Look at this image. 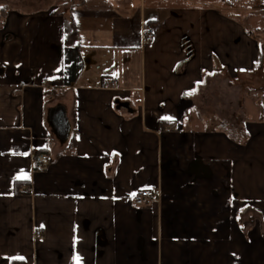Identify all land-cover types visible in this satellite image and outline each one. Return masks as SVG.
<instances>
[{"label": "crops", "instance_id": "obj_1", "mask_svg": "<svg viewBox=\"0 0 264 264\" xmlns=\"http://www.w3.org/2000/svg\"><path fill=\"white\" fill-rule=\"evenodd\" d=\"M241 1L0 0V264H264V109L194 104L258 106L264 0Z\"/></svg>", "mask_w": 264, "mask_h": 264}, {"label": "rangeland", "instance_id": "obj_2", "mask_svg": "<svg viewBox=\"0 0 264 264\" xmlns=\"http://www.w3.org/2000/svg\"><path fill=\"white\" fill-rule=\"evenodd\" d=\"M6 1V0H5ZM258 3V0H256ZM241 8L242 11L244 12V14H248L250 10H252V8H254L255 6V0H242L241 1ZM17 8L19 10L22 11H27L29 9H42L41 8V4L40 1H38V3H32L29 6H25L24 3H17ZM238 7V6H236ZM257 76H262V73H257ZM257 76H255V74L251 77V79L256 78ZM244 81V80H243ZM254 80H249V84L242 82L241 86V95L240 97L243 98L244 96H246V94L251 91L253 93V97L252 98H256L258 101V106L254 105V104H250L247 105V109L245 110V108L243 107L242 104H237V90L236 89H224V88H220L218 86H215L213 88H209L206 91H204L202 93V95H199L196 99H195V106L197 108V110L199 111V114H205V113H210L211 110H207V109H213L215 111L216 114L218 115H224L225 119L228 120L229 118V122L232 124L233 123V113L232 111L235 109L238 112V115L241 118V121L244 122L246 121V117L248 118H256L259 114V111L261 108L264 109V85H262L261 81L256 80L255 82ZM254 82V83H253ZM199 102H201L200 104H198ZM261 108H260V107ZM219 107V108H218ZM216 108L219 109L216 110ZM246 111H247V116H246ZM237 120L234 121L233 124H236ZM234 135H237L236 133Z\"/></svg>", "mask_w": 264, "mask_h": 264}, {"label": "built area", "instance_id": "obj_3", "mask_svg": "<svg viewBox=\"0 0 264 264\" xmlns=\"http://www.w3.org/2000/svg\"><path fill=\"white\" fill-rule=\"evenodd\" d=\"M142 33H143L145 43H149L152 41L153 36H154V31L150 25H144ZM105 84H106V86H111L114 83L112 81H106ZM35 163H37L40 168H44L47 166L48 161H47V158L45 156L40 155L36 158ZM151 200H152V195H150L149 192L140 191L134 195L133 203L135 206L141 207L146 202L151 201ZM37 235H39V233H37Z\"/></svg>", "mask_w": 264, "mask_h": 264}, {"label": "trees", "instance_id": "obj_4", "mask_svg": "<svg viewBox=\"0 0 264 264\" xmlns=\"http://www.w3.org/2000/svg\"><path fill=\"white\" fill-rule=\"evenodd\" d=\"M8 11V7L6 6H1L0 7V25L6 15ZM261 119H263V115H261ZM244 123V122H242ZM230 139L234 140L235 142L239 143L241 142L244 138H245V135L242 134V132L239 134V135H229ZM234 136V137H233ZM74 145H75V139L72 138V142H70V146H68V149L71 151L74 149ZM40 152H36L35 155L39 154Z\"/></svg>", "mask_w": 264, "mask_h": 264}, {"label": "water", "instance_id": "obj_5", "mask_svg": "<svg viewBox=\"0 0 264 264\" xmlns=\"http://www.w3.org/2000/svg\"><path fill=\"white\" fill-rule=\"evenodd\" d=\"M64 117L62 116V114H60L55 121L53 122V127L56 130V132L58 133L59 136H64L66 135L68 128L67 125L65 123V120H63Z\"/></svg>", "mask_w": 264, "mask_h": 264}, {"label": "snow or ice", "instance_id": "obj_6", "mask_svg": "<svg viewBox=\"0 0 264 264\" xmlns=\"http://www.w3.org/2000/svg\"><path fill=\"white\" fill-rule=\"evenodd\" d=\"M24 178H28V177L25 176ZM76 259H77V264H79V257H77Z\"/></svg>", "mask_w": 264, "mask_h": 264}]
</instances>
